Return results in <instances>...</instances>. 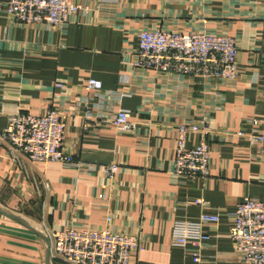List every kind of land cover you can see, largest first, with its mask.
<instances>
[{
  "label": "crops",
  "instance_id": "1",
  "mask_svg": "<svg viewBox=\"0 0 264 264\" xmlns=\"http://www.w3.org/2000/svg\"><path fill=\"white\" fill-rule=\"evenodd\" d=\"M72 2L80 10L62 29L0 13V264H69L51 254L53 234L69 227L142 238L135 264H195L192 246L170 240L176 221L199 220L197 199L221 216L206 229L203 263L247 264L230 228L246 197L264 202V146L237 136L249 131L247 119L264 114V0ZM145 30L233 38L239 79L140 68ZM92 79L103 84L98 95L87 89ZM51 109L62 114L65 149L81 167L31 161L2 139L10 116ZM120 109L131 112L134 131L109 123L94 130V118ZM204 117L213 131L211 178L176 175L177 127ZM200 140L190 134L188 147ZM112 164L114 179L100 170Z\"/></svg>",
  "mask_w": 264,
  "mask_h": 264
},
{
  "label": "built area",
  "instance_id": "2",
  "mask_svg": "<svg viewBox=\"0 0 264 264\" xmlns=\"http://www.w3.org/2000/svg\"><path fill=\"white\" fill-rule=\"evenodd\" d=\"M80 10L72 0H0V13L26 24H47L62 29L70 17ZM136 64L143 69L159 73L185 75L195 78H214L236 81L240 77L239 48L236 40L224 35L208 33L184 34L174 31L145 30L139 36ZM59 87L63 85L59 84ZM264 92V78L261 81ZM87 89L97 95L103 92L99 80L89 81ZM91 119V115L87 114ZM131 112L120 109L110 117L94 118L93 128L98 131L107 123L119 133L135 130ZM248 129L237 132L251 146H264V114L245 121ZM178 139L175 156V174L192 179L211 178V150L208 142L213 133L209 120L204 117L197 123L177 127ZM66 124L57 110H48L42 116L28 113L12 115L1 137L31 161L60 163L81 167L75 154L65 149ZM190 134L201 135L196 147H188ZM110 179L118 173V166L101 165ZM195 205L203 211L197 221H176L171 245L187 248L192 246L195 264H204L202 251L209 240L207 227L217 226L219 213L211 212V205L197 199ZM111 222V217H107ZM230 236L241 260L247 264H264V202L246 197L233 214ZM51 254L69 264H135V257L144 248V240L138 236L119 233L109 227L104 230L69 227L52 236Z\"/></svg>",
  "mask_w": 264,
  "mask_h": 264
}]
</instances>
